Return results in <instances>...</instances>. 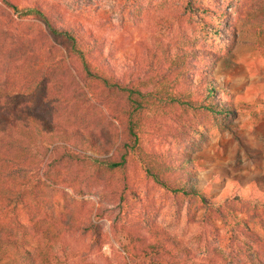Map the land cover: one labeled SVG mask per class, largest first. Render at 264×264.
I'll return each instance as SVG.
<instances>
[{"label": "trees", "instance_id": "1", "mask_svg": "<svg viewBox=\"0 0 264 264\" xmlns=\"http://www.w3.org/2000/svg\"><path fill=\"white\" fill-rule=\"evenodd\" d=\"M1 2L15 19L0 11V20L16 21L20 32L9 36L0 27V37L8 43L0 42V264H66L70 253L74 255L70 242L90 237L94 246L105 244L107 235L93 222L102 212L83 197L93 194L97 201L110 203L121 199L130 190L132 154L146 177L159 187L175 195L200 198L210 214L207 226L218 231L213 226L217 221L229 231L231 257L224 259L219 249L209 250L207 245L202 260L191 252L188 263L186 250L163 231L152 229L144 237L127 229L122 233L129 242L130 264H226L223 261L230 258L233 264H264V238L255 232V228L264 231L263 193L258 197L251 191L244 196L232 193L219 201L200 197L190 183L192 159L143 143L147 137L164 140L169 136L182 145L189 140L190 130H198L201 120L235 114L232 97L209 76L215 59L209 51L149 49L144 59L135 57L127 68L136 79L122 83L109 75V57L90 33L85 36L82 29L57 26L38 5L18 9L8 0ZM191 6L187 0L186 7ZM192 9L213 17L216 14L208 8ZM24 21H37V28L25 31ZM254 21L259 28L264 26V12L256 14ZM57 51L60 61L55 60ZM23 73L29 81L20 93L22 105L7 112L10 80ZM147 85L151 89H145ZM69 89L71 96L86 99L90 94L94 107L112 110L120 134L112 140L100 139L98 144L106 153L95 149L98 145L89 138L88 130L70 129L39 112L42 99L53 100L50 92L58 95L57 105H67ZM157 108L163 115L152 112ZM167 115L171 124L163 125L160 116ZM114 144L112 154L107 155ZM88 150L96 156L88 155ZM53 189L62 194L57 213L48 194ZM65 189L71 190V197H65Z\"/></svg>", "mask_w": 264, "mask_h": 264}, {"label": "rangeland", "instance_id": "2", "mask_svg": "<svg viewBox=\"0 0 264 264\" xmlns=\"http://www.w3.org/2000/svg\"><path fill=\"white\" fill-rule=\"evenodd\" d=\"M8 1L18 9L38 5L57 26L82 29L85 36L90 33L101 44L103 54L109 57V75L122 83L136 79L127 68L135 57L144 59L149 49H169L171 53L193 48L209 51L215 58L209 76L224 94L232 97L235 114L199 121L198 130H190L189 140L182 145L169 136L164 140L147 137L143 143L158 151L173 150L192 159L190 183L200 197L219 201L232 193L244 196L251 191L254 197L263 193L264 199V26L259 28L254 21L256 14L264 12L262 0H191V9L186 7L187 0ZM193 6L214 10L216 14L214 17L203 14L192 9ZM0 8L7 13V18L15 19L13 11L1 0ZM0 23L9 36H18L20 30L16 21L3 19ZM23 24L25 31L34 30L38 25L37 21H24ZM2 40L0 37L1 44L7 46ZM54 55L55 60L60 61V51ZM71 75L77 81L72 70ZM27 81L25 73L11 78L7 112L21 107L20 93L28 85ZM72 89L80 93L78 87ZM71 91L68 90L67 105L61 106L56 104L58 95L50 92L53 100L42 99L39 112L46 119L70 129L88 130L89 138L98 145L95 149L106 153V148L98 144L100 139L112 140L115 134H120L112 110L94 107L95 100L90 94L84 99L71 96ZM154 111L163 115L161 108L152 109ZM167 117L170 116H160L163 125L171 124ZM116 145L107 155L112 154ZM87 154L96 156L93 150H88ZM132 158L135 160L128 163L127 187L130 190L123 192L121 199L110 203L97 201L93 194L83 197L102 212L93 222L107 235L105 244L94 246L90 237L70 242L77 256L70 253L66 264H130L129 242L122 233L127 229L139 231L144 237L152 229L163 231L186 250L188 263H191V252L196 260H202L207 245L209 250L219 249L224 259L231 257L229 231L217 221L213 226L218 231L207 226L206 218L210 214L200 198L193 199L191 194L183 197L164 190L146 177L134 154ZM64 191L66 198L71 197L70 189ZM48 194L56 203L53 210L57 213L62 194L57 189L49 190ZM255 230L264 238V231ZM223 262L233 264L231 258Z\"/></svg>", "mask_w": 264, "mask_h": 264}]
</instances>
